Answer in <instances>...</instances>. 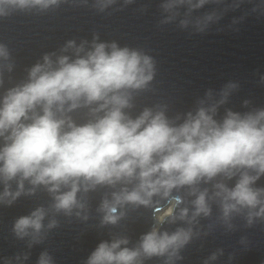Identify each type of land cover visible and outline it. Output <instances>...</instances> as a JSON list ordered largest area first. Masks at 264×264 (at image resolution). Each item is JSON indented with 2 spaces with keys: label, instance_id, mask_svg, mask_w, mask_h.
<instances>
[{
  "label": "clouds",
  "instance_id": "1",
  "mask_svg": "<svg viewBox=\"0 0 264 264\" xmlns=\"http://www.w3.org/2000/svg\"><path fill=\"white\" fill-rule=\"evenodd\" d=\"M137 0H0V20L43 16L62 6L95 14L124 11ZM151 0L134 11L146 15ZM201 11L202 9H206ZM156 28L189 37L238 33L249 17L264 20V0H158ZM227 23H223L230 13ZM17 61L0 41V209L33 201L11 221L12 255L0 264H57L53 233L83 225L101 239L81 264H183L217 233H242L240 251L264 231V105L229 104L241 82L208 87L175 111L156 95L158 61L144 47L71 38L14 76ZM254 82L264 88V72ZM146 221L136 239L131 225ZM6 240L8 236L4 237ZM237 250L216 247L200 264H234ZM264 264V260L261 261Z\"/></svg>",
  "mask_w": 264,
  "mask_h": 264
},
{
  "label": "water",
  "instance_id": "2",
  "mask_svg": "<svg viewBox=\"0 0 264 264\" xmlns=\"http://www.w3.org/2000/svg\"><path fill=\"white\" fill-rule=\"evenodd\" d=\"M112 15L95 14L86 8L62 6L54 13L43 16L16 14L6 20H0V41L9 45L17 61L14 76L19 79L23 69L34 63L44 52L53 51L67 39L86 37L97 31L102 40H118L122 45L144 47L158 61L156 77V95L146 94L138 101L151 104L158 100L170 103L175 111L189 108L197 95H202L208 87L219 88L228 79L241 82V90L234 95L229 104L234 110L240 107L245 98H251L256 105H264V88L254 81L256 69L264 72V20L249 17L238 33L209 34L189 37L166 26L156 28L158 0H151L146 15L134 11L141 3ZM207 10L202 9L201 11ZM230 13L223 23H227ZM260 184H264L262 179ZM33 201L22 199L12 208L0 209V255H12L19 247L11 241L9 230L14 217L27 214ZM83 225L63 227L53 233L47 246L56 257L57 264H81V261L96 247L101 236L95 231L86 232L79 241L74 237ZM148 223L140 221L131 225L132 237L136 239L147 230ZM242 233L232 236L209 237L204 248L199 242L185 251L183 264H200L202 258L216 247L237 250L234 264H261L264 260V231L259 227L248 230L254 247L250 251H240L237 241ZM8 236L6 240L4 237ZM40 248L33 250L30 264H34ZM223 261V258H222ZM221 261V264H222Z\"/></svg>",
  "mask_w": 264,
  "mask_h": 264
}]
</instances>
